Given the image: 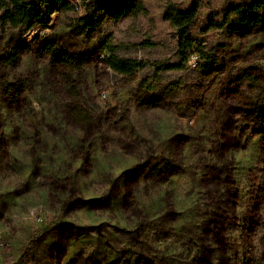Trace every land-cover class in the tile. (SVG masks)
<instances>
[{
	"label": "rangeland",
	"instance_id": "1",
	"mask_svg": "<svg viewBox=\"0 0 264 264\" xmlns=\"http://www.w3.org/2000/svg\"><path fill=\"white\" fill-rule=\"evenodd\" d=\"M68 1L82 16L79 0ZM230 1L202 0L190 28L214 58L211 73L196 55L182 72L123 77L107 67L109 51L177 60L161 1L100 33L78 36L74 13H54L49 28L22 35L81 58V92L99 118L90 129L57 120L48 65L34 52L1 72L23 91L0 94V264H106L126 250L151 264H189L192 240L215 251L209 264H264V127L247 114L264 98V31L204 30ZM174 2L185 10L192 0ZM19 40L0 26V56Z\"/></svg>",
	"mask_w": 264,
	"mask_h": 264
},
{
	"label": "trees",
	"instance_id": "2",
	"mask_svg": "<svg viewBox=\"0 0 264 264\" xmlns=\"http://www.w3.org/2000/svg\"><path fill=\"white\" fill-rule=\"evenodd\" d=\"M145 1L79 0L84 12L82 16H76L77 6L68 0H0L1 28L16 30L20 35L18 44L11 51L0 56L2 67L0 70V94L10 93L17 98L18 94L23 91L20 86L17 87L1 79V72L5 68L14 71L19 67L24 56L34 52L48 65V80L51 82L47 88L54 94L61 109V117L59 116L57 120H66L73 127L81 126V128L90 129L91 125L98 122L99 116L94 114L98 107L85 99L81 92L80 77L83 66L81 58L68 53L61 45L49 42L47 38L42 40L34 38L32 41H27L26 38H22V35L33 28H49L51 16L54 13H58L60 16L74 13L75 16L72 20L70 19L69 27L78 36L86 35L89 32L100 33L107 23H118L143 13ZM156 1L164 2V20L176 32L177 50L175 54L177 60L175 62H148L135 57H122L113 51H109L103 60L110 71L123 77L142 71H153L156 74L182 72L189 60L196 55L197 61L199 59L201 62L202 71L211 73L215 63L214 58L205 54L190 36V28L198 14L202 0H192L190 6L185 10L178 7L174 2L175 0ZM204 30H221L222 33H234L239 36H248L264 31V0H232L227 2L218 11L210 12L208 24ZM197 64L196 62V66ZM247 114L252 117L256 125L264 127V98L256 99L253 108L249 109ZM58 125L60 129L63 128L61 123ZM65 130L66 128L63 132L61 131L62 134H68V131ZM76 136L77 134H73L72 138L75 146L78 145L79 147L81 143L84 145L83 138L79 135ZM134 174L136 175L135 172ZM216 213L213 211L209 213L210 222L216 223V218H219V213ZM134 224L137 223L134 222ZM137 225V227L134 225V228L136 232H140L143 225L142 223ZM146 228L149 230L148 227ZM190 244L187 250L189 264H209L211 261L209 262L208 259L215 258V251L205 248L206 246L202 241L192 240ZM124 253L126 255L123 256L124 259H116L117 256H115L106 264H151V261L142 253L130 250H126Z\"/></svg>",
	"mask_w": 264,
	"mask_h": 264
},
{
	"label": "built area",
	"instance_id": "3",
	"mask_svg": "<svg viewBox=\"0 0 264 264\" xmlns=\"http://www.w3.org/2000/svg\"><path fill=\"white\" fill-rule=\"evenodd\" d=\"M193 62H192V67H195L196 66V63H195V59H194V57H192V59H191ZM3 245L2 244H0V247H2Z\"/></svg>",
	"mask_w": 264,
	"mask_h": 264
}]
</instances>
